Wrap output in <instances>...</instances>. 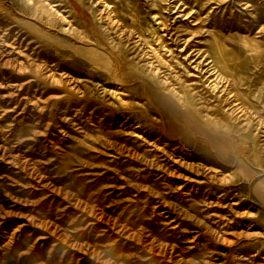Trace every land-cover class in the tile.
<instances>
[{"label":"rangeland","instance_id":"rangeland-1","mask_svg":"<svg viewBox=\"0 0 264 264\" xmlns=\"http://www.w3.org/2000/svg\"><path fill=\"white\" fill-rule=\"evenodd\" d=\"M49 1L51 19L0 0V264H264V123L223 102L264 117V0H174L218 58L215 92L153 49L176 47L171 0ZM88 73L114 104L70 90Z\"/></svg>","mask_w":264,"mask_h":264},{"label":"bare ground","instance_id":"bare-ground-1","mask_svg":"<svg viewBox=\"0 0 264 264\" xmlns=\"http://www.w3.org/2000/svg\"><path fill=\"white\" fill-rule=\"evenodd\" d=\"M220 1V0H219ZM190 2V1H189ZM43 3L45 4L44 6V10L47 11L48 13V17L49 19H51V12L49 11L48 7L46 6V4L48 5H56V4H52V1L49 0H43ZM247 4V3H246ZM192 7V6H191ZM186 7H183L181 2L178 1H174L171 0L168 3V18L170 20V24L169 25H175L173 32L170 33V39H172V41L176 42V47H171V46H167V44H162L159 47H154L153 49L155 50V52L158 54V56H162L163 53L169 52V55L171 56L172 59L176 58L177 59V63L178 64H183V66L185 67V72L186 75H197V77H199L198 79H194L191 80L190 82H188L187 84L189 86H191L192 89H195L198 84H200V81L202 82H210L207 83V85L209 86L211 84L212 87V91H219V87H220V82L223 80V75L221 74V72L219 71L218 68V58L216 59L215 57L213 58L207 49L203 48V44L205 43V37L204 35L200 32V34L198 32H196L195 30H193L192 28H190V24H191V13L192 10L187 11ZM194 10V9H193ZM57 14L63 16V18H65V16L63 14H61L60 10L57 9ZM3 20L2 17H0V24L1 21ZM185 21L186 24L185 25H181L178 24L176 25V23L178 21ZM187 20V21H186ZM51 21V20H50ZM194 21V20H193ZM192 21V22H193ZM3 22V21H2ZM165 23V22H163ZM10 26V25H9ZM8 26V27H9ZM161 26V25H160ZM167 26V25H166ZM165 26V27H166ZM12 29L13 26H11ZM164 27V25H163ZM170 27V26H169ZM73 25L72 24H63L60 25V30L63 32H69L71 33L73 31ZM202 29V28H201ZM210 29V28H209ZM131 31V30H130ZM133 32V31H132ZM138 32V31H137ZM83 33V32H82ZM207 33V32H206ZM23 31L21 29H16L14 32V39L12 42H10V47L12 49V51L15 53H17L20 56H23L24 58H26V60H28L27 58H29V56L31 54H29L28 49H30V46L32 44H34L35 42L33 40H28V38L26 36H23ZM139 39L141 40L140 42H144V35L141 33H137ZM83 37V36H82ZM8 42V41H7ZM89 43V42H88ZM9 44V43H8ZM189 46L192 47L190 51H188ZM33 48V50H36L37 48H40V45H35ZM162 50H165L162 52ZM196 52L194 56L193 53ZM2 53V52H1ZM38 54V53H37ZM89 55H91L92 59L96 60L97 57V53L95 51H90ZM184 58V61L181 59H178V57H182ZM197 56V57H196ZM5 60H9V59H5ZM189 61L188 64L184 63L185 61ZM99 61V60H98ZM168 61V60H166ZM12 62V61H11ZM100 62V61H99ZM169 62V61H168ZM5 63H9V62H5ZM161 66V65H160ZM158 66L155 70V72H161V67ZM192 68H191V67ZM48 73V72H47ZM51 73V72H50ZM169 73V72H168ZM207 73V74H206ZM161 74V73H160ZM172 74V73H171ZM189 74V75H188ZM47 75V74H46ZM50 75V74H49ZM53 75V73L51 74ZM166 75V73L164 74V76ZM62 76V75H61ZM214 76V77H213ZM63 78V76L61 77ZM167 79V76L164 77ZM147 79V78H146ZM170 79V78H169ZM144 80V79H143ZM83 80L78 79V77H76V79L74 78H70L68 79V84L70 87V90L73 92H80L82 94H92L93 97H97L99 98L102 103L104 104H114L116 102V96L119 94L118 90L115 88H111L108 87L109 84H107V82H101L100 80L96 79L91 73L87 74V77L84 78V84H86V88H82L81 86H79V82H81ZM149 81V80H148ZM169 81V80H168ZM214 81V82H212ZM147 82V81H146ZM176 82V81H174ZM231 82V81H230ZM82 84V83H81ZM173 84V83H172ZM195 85V86H194ZM227 85V84H226ZM150 86V85H149ZM223 86L222 90H226L227 86H225L224 84L221 85V87ZM146 87V86H145ZM235 91V89H233ZM197 91V90H196ZM227 91V90H226ZM193 92V91H192ZM228 92V91H227ZM203 94V93H202ZM229 94V93H228ZM232 94V93H231ZM230 94V95H231ZM200 95V94H199ZM179 96V95H178ZM237 96V95H236ZM232 97V96H231ZM182 98V97H181ZM211 98V97H210ZM180 99V98H179ZM201 99V98H200ZM213 99V98H212ZM210 100V99H209ZM208 100V101H209ZM215 100V99H214ZM120 101H123L122 99H120ZM152 101V100H151ZM216 101V100H215ZM127 102V101H126ZM224 105L227 106L228 111L231 110L232 112L236 109H240V107H242L243 109L247 110L246 114H249V121H253L254 119L258 118L260 123H264V117L260 114H258V111L255 109H252L251 107H248L246 105H244V103L242 105H238V103H234L232 101H230V99L224 98L223 99ZM237 102V101H236ZM243 102V101H242ZM262 103V102H261ZM189 104V103H188ZM195 105V104H194ZM204 105V104H203ZM235 105L237 107H235ZM239 106V107H238ZM93 107V106H92ZM159 107V106H158ZM253 107V106H252ZM194 109V108H193ZM91 110V109H90ZM185 110V109H184ZM227 110V109H225ZM94 110L91 111V113H93ZM229 112V113H232ZM239 113V112H238ZM162 115V114H161ZM176 115V114H175ZM233 115V114H232ZM64 116V115H62ZM98 116V115H97ZM246 116V115H245ZM163 117V115H162ZM244 117V116H243ZM67 118V117H66ZM168 118V117H167ZM241 118V117H239ZM238 119V117L236 118ZM243 119V118H242ZM103 120V119H102ZM164 120V119H163ZM246 120V119H244ZM243 120V121H244ZM75 121V120H74ZM165 121V120H164ZM163 121V122H164ZM173 121V120H171ZM180 121V120H178ZM236 121V120H235ZM71 122V121H70ZM125 122V121H124ZM174 122V121H173ZM242 122V121H241ZM181 124V123H180ZM221 124V123H220ZM170 125V124H169ZM225 124H223L224 126ZM164 126V125H163ZM166 126V125H165ZM181 126V125H180ZM226 126V125H225ZM165 128V127H164ZM168 128V127H167ZM228 128V126H227ZM151 138V137H150ZM148 140V139H147ZM153 141V139H152ZM154 143V142H153ZM156 143V142H155ZM164 145V144H163ZM154 146V145H153ZM158 146V145H157ZM176 149V148H175ZM165 151V150H164ZM172 156V153H170ZM185 155V154H184ZM164 156V155H163ZM13 157V156H12ZM170 157V156H169ZM23 158V157H22ZM184 156L181 155L180 157H176L174 156L173 160H175L176 162L183 163L185 162L187 165H191V162L188 163L184 160ZM27 160V159H26ZM154 160V159H153ZM21 161V160H20ZM29 161V160H28ZM150 162V161H149ZM158 162V161H157ZM29 163V162H27ZM155 164V163H154ZM158 165V164H157ZM149 166V165H148ZM160 166V165H159ZM169 166V165H168ZM156 167V166H155ZM162 167V166H161ZM26 168V165H25ZM165 168V167H164ZM163 168V169H164ZM32 169V168H31ZM37 169V168H36ZM151 170V169H150ZM170 170V169H169ZM173 170V169H172ZM39 171V170H38ZM167 171V170H166ZM200 169H197V172H199ZM30 172V170H29ZM32 172V171H31ZM169 172V171H168ZM232 174L235 175L234 171H231ZM30 174V173H29ZM32 174V173H31ZM36 174V173H35ZM42 174V173H40ZM39 174V175H40ZM207 176V175H206ZM166 177V176H165ZM205 178V177H204ZM41 179V178H40ZM200 179V178H199ZM202 180V179H201ZM155 203V202H154ZM86 207V206H85ZM84 207V209H85ZM92 212V211H90ZM96 216V215H95ZM103 217V216H102ZM104 218V217H103ZM2 221V220H1ZM0 221V222H1ZM1 227V226H0ZM121 228V227H120ZM123 229V228H122ZM120 230V229H119ZM118 231V230H117ZM155 242V241H154ZM161 242V241H160ZM147 244V243H146ZM154 244V243H153ZM158 245V244H157ZM156 245V246H157ZM154 247V246H153ZM152 249V246L151 248ZM162 249V248H161ZM160 250V249H159ZM151 251V250H150ZM156 252V251H155ZM158 252V251H157ZM161 254V252H160Z\"/></svg>","mask_w":264,"mask_h":264}]
</instances>
